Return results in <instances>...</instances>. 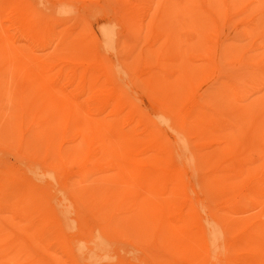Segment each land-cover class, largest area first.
I'll return each instance as SVG.
<instances>
[{"label":"bare ground","instance_id":"bare-ground-1","mask_svg":"<svg viewBox=\"0 0 264 264\" xmlns=\"http://www.w3.org/2000/svg\"><path fill=\"white\" fill-rule=\"evenodd\" d=\"M240 2L0 0V42L26 80L105 113L98 124L125 157L135 225L162 228L168 216L208 254L226 245L227 264H264V96L227 110L225 85L208 82L221 54L206 31L220 5ZM32 183L19 209L25 237L0 223V264H106L111 238L129 237L101 209L47 201Z\"/></svg>","mask_w":264,"mask_h":264},{"label":"rangeland","instance_id":"rangeland-1","mask_svg":"<svg viewBox=\"0 0 264 264\" xmlns=\"http://www.w3.org/2000/svg\"><path fill=\"white\" fill-rule=\"evenodd\" d=\"M251 1L242 0L228 10L220 5L221 14L206 31V37L221 54L213 67V80L208 82L212 87L225 85L222 106L227 110L264 96V0ZM1 46L0 42L3 231L25 237V229L19 228V209L25 205L24 184L29 179L47 201L71 197L79 206L101 209L112 218L115 229L126 231L127 239L111 238L108 242L106 264H227L226 245H217L215 253L208 254L206 246L179 230L168 216L162 228L161 224H147L149 220L145 218V226L135 225L130 217L133 211L124 198L129 187L124 178L125 157L111 129L98 124L105 113L91 102L68 101L51 86V92L42 88L41 80H26V70ZM125 82L134 85L132 80ZM58 84L62 86L60 80ZM250 154L257 157L254 152ZM189 173L197 175L194 170ZM47 201L42 202L44 206ZM31 222L35 226L30 227V232H35V228L39 229L38 218H31ZM58 257L61 264H76L72 259Z\"/></svg>","mask_w":264,"mask_h":264}]
</instances>
